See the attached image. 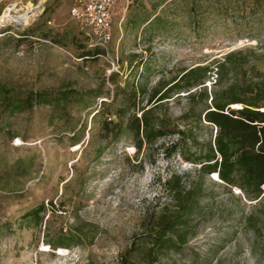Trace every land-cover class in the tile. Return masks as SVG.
<instances>
[{
	"label": "rangeland",
	"instance_id": "rangeland-1",
	"mask_svg": "<svg viewBox=\"0 0 264 264\" xmlns=\"http://www.w3.org/2000/svg\"><path fill=\"white\" fill-rule=\"evenodd\" d=\"M72 4L0 0V264H147L164 241L177 246L156 264H264L263 203L184 158L216 135V74L208 100L189 97L200 85L154 103L232 50L255 49L264 72V0H121L106 50ZM155 105L153 124L187 133L148 145L141 115Z\"/></svg>",
	"mask_w": 264,
	"mask_h": 264
},
{
	"label": "trees",
	"instance_id": "trees-1",
	"mask_svg": "<svg viewBox=\"0 0 264 264\" xmlns=\"http://www.w3.org/2000/svg\"><path fill=\"white\" fill-rule=\"evenodd\" d=\"M257 56L253 48L237 49L213 60L211 64L186 69L181 77L168 83L171 85L154 103L171 97L176 90L186 88L190 91L200 85V92H190L189 97L192 99L199 95L208 100L205 79L209 73L216 74L211 102L204 110L205 121L217 127L216 135L213 141L203 146L197 157L184 155V158L202 164L200 173H215L225 186L237 187L247 200H256L259 205H264V72L258 69L256 63L250 62ZM159 93L161 89L155 90L151 100ZM239 104L241 107L235 108ZM157 105L143 109L141 115L145 142L152 145L169 133L185 135L186 130L176 128L168 132L150 121ZM180 178L172 172L169 181ZM176 246L173 241H164L159 246L155 243L146 248L143 260L147 264H156L164 248ZM137 247L138 243H134L130 249L134 252Z\"/></svg>",
	"mask_w": 264,
	"mask_h": 264
},
{
	"label": "built area",
	"instance_id": "built-area-1",
	"mask_svg": "<svg viewBox=\"0 0 264 264\" xmlns=\"http://www.w3.org/2000/svg\"><path fill=\"white\" fill-rule=\"evenodd\" d=\"M121 0H73L70 7L72 19L88 29L92 46L108 49L112 41V26L115 9Z\"/></svg>",
	"mask_w": 264,
	"mask_h": 264
},
{
	"label": "bare ground",
	"instance_id": "bare-ground-1",
	"mask_svg": "<svg viewBox=\"0 0 264 264\" xmlns=\"http://www.w3.org/2000/svg\"><path fill=\"white\" fill-rule=\"evenodd\" d=\"M24 14L21 15L16 21L17 22H24L25 24H27V22L29 21V19L32 17V15L34 14V7H32V4H28L27 5V9L26 12H23ZM12 18V17H11Z\"/></svg>",
	"mask_w": 264,
	"mask_h": 264
},
{
	"label": "water",
	"instance_id": "water-1",
	"mask_svg": "<svg viewBox=\"0 0 264 264\" xmlns=\"http://www.w3.org/2000/svg\"><path fill=\"white\" fill-rule=\"evenodd\" d=\"M218 177H219V175H218ZM218 179V178H217ZM219 181H221V180H219ZM222 182V181H221Z\"/></svg>",
	"mask_w": 264,
	"mask_h": 264
}]
</instances>
